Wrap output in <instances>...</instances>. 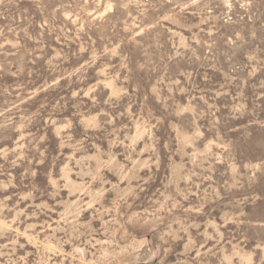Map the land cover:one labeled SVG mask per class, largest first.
Returning a JSON list of instances; mask_svg holds the SVG:
<instances>
[{
	"label": "rangeland",
	"instance_id": "1",
	"mask_svg": "<svg viewBox=\"0 0 264 264\" xmlns=\"http://www.w3.org/2000/svg\"><path fill=\"white\" fill-rule=\"evenodd\" d=\"M0 264H264V0H0Z\"/></svg>",
	"mask_w": 264,
	"mask_h": 264
}]
</instances>
